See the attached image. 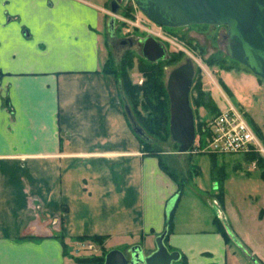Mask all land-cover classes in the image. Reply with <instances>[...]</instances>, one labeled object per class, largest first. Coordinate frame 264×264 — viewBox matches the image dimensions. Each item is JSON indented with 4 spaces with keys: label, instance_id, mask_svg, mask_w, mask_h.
Masks as SVG:
<instances>
[{
    "label": "crops",
    "instance_id": "1",
    "mask_svg": "<svg viewBox=\"0 0 264 264\" xmlns=\"http://www.w3.org/2000/svg\"><path fill=\"white\" fill-rule=\"evenodd\" d=\"M111 1L0 0V264H77L62 239L84 236L150 255L172 210L170 252L242 264L216 217L180 218L177 181L142 152L104 71Z\"/></svg>",
    "mask_w": 264,
    "mask_h": 264
},
{
    "label": "rangeland",
    "instance_id": "2",
    "mask_svg": "<svg viewBox=\"0 0 264 264\" xmlns=\"http://www.w3.org/2000/svg\"><path fill=\"white\" fill-rule=\"evenodd\" d=\"M111 1V0H110ZM108 5V10L110 12ZM109 15L105 23L107 50L105 60L112 67L117 80L121 99H124L123 78L129 79L133 85H142L144 75L140 72L142 61L138 46L125 48L113 43L110 30ZM113 34L118 38L133 36L147 37L152 35L166 47L168 56L162 65L164 82L173 69L190 59L195 68L190 104L194 113L196 140L201 135V124L212 118L216 108L223 110L231 103L244 113L248 123L261 134L264 144V82L231 60L225 51L227 27L211 25H195L186 28L160 27L148 20L135 6L132 0H122L115 16ZM125 53L130 58L122 62ZM107 53V52H106ZM107 55V56H106ZM170 56L179 59L171 64ZM108 57V58H107ZM110 57V60H109ZM228 91L221 86L222 83ZM199 88L205 95L196 102ZM125 100V99H124ZM128 101V100H126ZM125 101V102H126ZM135 114L134 107L127 102ZM137 111H142L138 106ZM136 111V112H137ZM142 114L144 112L142 111ZM136 118V117H135ZM144 129L142 121L137 119ZM129 121V120H128ZM130 125V123H129ZM153 142L146 144L137 136L142 152L157 161L183 184L180 196L179 216L187 221L193 219L201 226H210L214 217L225 218L228 227L245 245L229 241L232 254L238 256L242 264H264V180L262 171L248 163L242 154L215 155L197 153L192 149L188 153H179L178 144L170 136L169 120L164 132L149 134ZM214 159V163L212 160ZM169 178L170 175H168ZM223 195V204H221ZM243 246V247H242ZM112 242L104 241L102 247L96 244L73 243L69 252L77 258L101 256L111 251ZM248 250H247V249ZM131 248L116 249L130 257ZM145 255H149L142 248ZM251 253L255 262L245 254ZM263 261V262H262ZM176 264V263H173ZM180 264V263H178Z\"/></svg>",
    "mask_w": 264,
    "mask_h": 264
},
{
    "label": "water",
    "instance_id": "3",
    "mask_svg": "<svg viewBox=\"0 0 264 264\" xmlns=\"http://www.w3.org/2000/svg\"><path fill=\"white\" fill-rule=\"evenodd\" d=\"M122 0H112L110 30ZM152 23L166 28H186L195 25L226 26L227 56L264 82V0H132ZM140 54L148 63L165 61L168 52L163 43L152 35L137 39ZM194 64L188 59L167 77L166 89L170 101V136L178 144L179 153H188L196 141V127L190 93ZM125 114L135 135L145 142L153 139L137 123L129 105L124 102ZM223 220V219H222ZM232 234V233H231ZM165 231L157 237L156 251L145 255L141 246H133L130 257L120 250H111L104 264H173L179 262L178 252L165 246ZM233 236V237H232ZM231 237L240 246V243ZM231 238V239H232ZM259 264V263H258Z\"/></svg>",
    "mask_w": 264,
    "mask_h": 264
},
{
    "label": "trees",
    "instance_id": "4",
    "mask_svg": "<svg viewBox=\"0 0 264 264\" xmlns=\"http://www.w3.org/2000/svg\"><path fill=\"white\" fill-rule=\"evenodd\" d=\"M127 54L129 53H125L123 55L122 62H128L126 58H128L129 62H131ZM169 61H171L170 62L171 64H177L179 59L177 57L175 58V56L174 57L170 56ZM161 65H162L161 63L150 64L146 61H142L141 69H140V72L144 75V82L142 83V85H133L131 84L129 79L123 78V83H124L123 90L125 93L124 96L125 100L123 98L122 99L124 102L128 100L126 102H129L131 106L134 107L133 109L135 110V114L133 115L134 117L142 121V125L145 127L144 131L148 135L149 134L158 135L164 132L167 126V122L169 120L170 101L166 90V84L164 82V74ZM245 70L250 72L246 68ZM104 71L107 74L113 75L112 67H108V61H106L105 63ZM258 79L260 82H263L260 78ZM220 84L223 87V89H225V91L227 92L228 89L223 84V82ZM204 96L205 95L202 93L201 89L199 88L198 97L195 99L196 102L199 103L202 97ZM138 106H141L142 111L144 112L145 115L142 114V111L139 112L137 111ZM219 113H220V109L216 108L212 117L218 115ZM205 121L206 120H204L203 124H201V131L200 132L198 131V133L200 134L202 133V128L204 126ZM255 131L261 139V134L259 133L258 129L255 128ZM140 140L146 144H150L148 142L143 141L142 139ZM244 157L246 161L250 164L254 162L257 163V167L262 171L261 177L264 180V158H262L260 155L256 153L246 154L244 155ZM157 158L158 160L160 159L159 157ZM212 162L213 163L215 162L214 159L212 160ZM159 165L167 175H170L171 178L177 181V178H175L172 174H169L168 171L160 163ZM178 187H179V197H180L183 184L178 183ZM221 204H223V195H222ZM174 213L175 210H172L167 220V236H166L167 238L171 233H173ZM214 225L217 227L219 233H221V235L223 236L226 244H228L229 241H232L227 231L225 230V227L223 226V222L218 217L214 219ZM106 239H107L106 237H101V236H92V237L84 236V237L76 238L74 239V241L80 244L92 243L102 247ZM62 241L65 251L67 253L68 246L65 244L64 239H62ZM106 254H102L101 256L98 257L97 256L84 257V258L74 257L73 260L77 264H104ZM179 263L187 264L186 258L181 257Z\"/></svg>",
    "mask_w": 264,
    "mask_h": 264
},
{
    "label": "built area",
    "instance_id": "5",
    "mask_svg": "<svg viewBox=\"0 0 264 264\" xmlns=\"http://www.w3.org/2000/svg\"><path fill=\"white\" fill-rule=\"evenodd\" d=\"M197 153L215 155L256 153L264 158V144L244 113L228 103L227 107L206 120L193 148ZM253 167L257 163H252Z\"/></svg>",
    "mask_w": 264,
    "mask_h": 264
},
{
    "label": "flooded vegetation",
    "instance_id": "6",
    "mask_svg": "<svg viewBox=\"0 0 264 264\" xmlns=\"http://www.w3.org/2000/svg\"><path fill=\"white\" fill-rule=\"evenodd\" d=\"M112 36H113V39H114V41H113V43H116L118 46H120V47H123V48H125V47H127V46H131V48L132 47H134L135 46V44H137V39H140V38H145V37H142V36H133V38H130V37H122V38H117L116 39V37L114 36V34H113V32H112ZM156 39V38H155ZM137 46H138V44H137ZM138 52H139V54H140V48L138 47ZM124 54H125V52H124ZM141 55V54H140ZM142 57V56H141ZM143 58V57H142ZM145 60V59H144ZM146 61V60H145ZM147 62V61H146ZM160 62H162V61H160ZM159 63V62H158ZM155 64H157V63H155ZM194 74H195V68H194ZM166 82H167V80H166ZM166 84V83H165ZM167 90V89H166ZM168 93V92H167ZM191 94V93H190ZM169 96V95H168ZM170 111V110H169Z\"/></svg>",
    "mask_w": 264,
    "mask_h": 264
}]
</instances>
